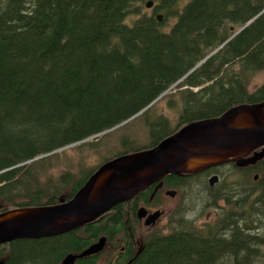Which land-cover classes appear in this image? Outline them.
<instances>
[{"label": "trees", "instance_id": "1", "mask_svg": "<svg viewBox=\"0 0 264 264\" xmlns=\"http://www.w3.org/2000/svg\"><path fill=\"white\" fill-rule=\"evenodd\" d=\"M146 1L0 0V212L71 198L110 157L153 147L183 125L234 105L264 100V82L249 91L252 78L264 71V0H152L147 12ZM167 89L166 106L177 107L175 124L153 111ZM139 112L147 142L138 146L121 136L120 149L109 146L113 130L127 131L123 122ZM75 143H93L106 154H96L90 167L79 157L54 159L56 150ZM241 169L248 177L259 173L249 182L254 190L235 187L237 195L230 189L227 197L205 190L207 205L224 198L227 206L217 209L213 225L196 228L178 220L167 235L144 233L139 252L124 264H234L242 250L217 253L226 240L224 225L235 241L247 237V254L264 264V159ZM181 179L170 175L163 182L178 187ZM243 182L248 185L245 177ZM156 184L81 228L0 245V264H60L101 235L128 228L135 234L134 227L140 232L136 209ZM253 223L259 229L254 240L244 232Z\"/></svg>", "mask_w": 264, "mask_h": 264}, {"label": "water", "instance_id": "2", "mask_svg": "<svg viewBox=\"0 0 264 264\" xmlns=\"http://www.w3.org/2000/svg\"><path fill=\"white\" fill-rule=\"evenodd\" d=\"M150 5L148 1L146 6ZM160 17L157 15L158 20ZM250 153L253 156L246 157ZM261 158L264 101L240 104L219 116L190 122L154 147L106 161L69 200L61 197L54 205L1 212L0 244L56 236L79 228L169 174H194L228 161L245 166ZM216 180V175L210 177L209 184ZM103 243L104 237L77 256L68 254L62 264H73L77 257L99 252Z\"/></svg>", "mask_w": 264, "mask_h": 264}, {"label": "rangeland", "instance_id": "3", "mask_svg": "<svg viewBox=\"0 0 264 264\" xmlns=\"http://www.w3.org/2000/svg\"><path fill=\"white\" fill-rule=\"evenodd\" d=\"M144 11L147 12L149 10L145 8ZM172 22H174L173 19L169 21V23H172ZM167 24L168 22L166 23V25H164V28H167L169 26ZM263 82H264V71H261L257 73L251 80V83L249 85V91L251 92L257 85L262 84ZM156 104H157V108L154 109L153 111L155 113H159V111L163 112L170 119V122L172 124H175L176 119H177V107L175 106H173L172 108L167 107L165 96H163L162 99L157 100L154 103V106ZM139 114L140 116L134 117L129 122H127V124H124L123 126H121L122 128H124L127 125H129V129L127 131L120 133L118 131L120 130L119 128H116L113 130L114 133H117V134L112 136V139L109 141V146L113 145L112 146L113 148L120 149L121 145H118V140L120 139L121 136H127L129 138H133L132 141L137 140L138 143H136V145L138 146L142 143L147 142L146 130H145L144 123L142 121L144 116H142V113H139ZM136 118H139V119L132 122ZM93 139L94 137H90L89 139H87L86 142L88 141L90 142V140H93ZM85 144L86 143L84 144L75 143V144L68 145L64 148L58 149L55 151L56 153L53 154V156L55 157L54 159L67 158V161H74L72 159H76L77 157H79L85 162L83 167H90L94 165L95 163H97L96 161L98 159V155L96 154H99L102 156H104V153L106 154V150L102 149L100 146L97 147L93 143H91L90 145L89 144L85 145ZM82 145H85V146H82ZM211 173L212 174L215 173L219 177L218 181L215 183V188H214L215 190H224V189L234 190V188L237 187L239 183L244 184L243 176L245 177L246 180H248V185L246 184L245 185L252 189V185L249 184L252 176L250 175L248 177L245 171L243 170H235L232 164L226 163L220 166H216L212 169ZM202 176H204L207 181V178L210 175L208 177L206 175H202ZM199 179L201 181L203 180V178L200 176L183 177L182 180L187 182L189 187L179 189L178 190L179 193L178 194L176 193V196L174 197H170L167 194H164V192H162L161 204L163 205L164 208H166L169 211V213L165 212L164 215L166 214L167 215L162 218V221H161L162 224L160 225V228H158L159 231L161 230L162 233L163 232L165 233L167 231V223L170 225V228H171V220H174V219L178 220L181 217L187 216L188 214H190L188 212L189 210L193 213L194 219L192 220V222L194 223L193 225L196 228L200 227L203 224V222L207 220L209 216H216L218 208L206 205V201H205L206 199L203 197L202 183L198 181ZM235 182H239V183H235ZM234 192L237 193L238 191L234 190ZM217 205L220 207L222 205L221 201ZM197 213H198V216H195ZM251 218H252L251 220H254L253 219L254 215L251 216ZM237 221L240 222V224L242 223V220L237 219ZM242 225L243 224H241V226ZM226 232L229 233L228 231ZM244 232H246L247 234V233H250L251 230H247ZM238 237L239 238L241 237L240 242H239V238H237V240L235 241L233 237L226 236L225 238L226 240H222L221 244L217 243L219 245L217 253L219 250L221 251L220 253H226L227 248L230 249L233 246H235V248H238L243 251L242 253L243 255H241L242 256L240 258L241 260H239L238 262L236 261L233 262L234 264H238L240 262L241 264H244V262H247L248 264H254V257H252L253 255L250 254L251 255L250 256L249 254H247V252L250 250L249 244L245 245L242 242L244 241L243 239H246L247 237L243 238L241 234ZM262 250L264 251V247L262 248ZM214 254L215 252L213 253V255ZM103 258H104V255L100 259H103ZM104 263L99 262V264H104Z\"/></svg>", "mask_w": 264, "mask_h": 264}, {"label": "flooded vegetation", "instance_id": "4", "mask_svg": "<svg viewBox=\"0 0 264 264\" xmlns=\"http://www.w3.org/2000/svg\"><path fill=\"white\" fill-rule=\"evenodd\" d=\"M180 187L185 188V187H187V185H181ZM175 189H177V188H175ZM166 191H167V189L163 188L162 186L159 187V190L155 192V193H159L158 194L159 196L157 197V200H159V201L156 202L155 204L153 203V200H156V198L153 199V196L155 194L150 195L147 201H145L143 198L139 201L138 205H140L141 207H143L145 209V213L142 216V218H138L137 213H135L137 221L139 223L138 229L140 230V232L137 233V229H136V227H134L136 230L135 234L133 232H131L130 228H128L126 231L122 230L116 234H113L111 237H109L108 235H105L106 240H105L104 249H107V252L101 251L98 254H94L91 256H85L83 258H77L74 261V264H83V262L85 260L90 261L91 264H99V262L100 263L107 262L108 264H124L125 262H129L139 252L140 247L143 244L144 232H146L147 230H153L154 228L159 227L162 224L161 223L162 218L167 215V214L164 215L165 212L169 213V211L166 208H164L163 205L160 203L161 194H162V192H164V194H166ZM220 193H221L220 194L221 197L222 196L227 197V195H226L227 189L221 190ZM231 196H233V195H231ZM65 199H69L68 196L65 197ZM220 201H221L222 205L219 207L216 203L215 208H220L221 212H225L227 210L225 199L219 198L218 203ZM153 213L157 214L156 220H155V225L153 227L144 225L145 219L149 218V216H151ZM189 213L191 215L189 214L188 216H190V219L193 220L194 219L193 213L191 211ZM195 216H198V213ZM210 217L211 216H209L207 218L206 222L209 225H212L213 219H210ZM212 217L217 218V213H216V216H212ZM221 218L224 219V221L226 220L224 216ZM234 219H236V217ZM206 226H208V225H202L200 227L206 228ZM222 229L224 231H226L225 230L226 225H224V227H222ZM249 229L251 230L250 235H252V240H254V223L252 224V226L249 227ZM222 235H223V238H226V236H233L234 234L223 232ZM96 240L97 239L93 240L92 242H94ZM131 248L135 252V254L133 256L131 255L132 254ZM103 255H105L104 258L100 259ZM65 256L66 255H64L63 258ZM0 263H1V261H0ZM60 264H61V262H60Z\"/></svg>", "mask_w": 264, "mask_h": 264}, {"label": "bare ground", "instance_id": "5", "mask_svg": "<svg viewBox=\"0 0 264 264\" xmlns=\"http://www.w3.org/2000/svg\"><path fill=\"white\" fill-rule=\"evenodd\" d=\"M136 5H138V4H136ZM139 6V5H138ZM130 35V34H129ZM149 109V108H148ZM143 115V114H142ZM139 116V115H138ZM118 127H120V126H118ZM131 130V129H130ZM109 132V131H108ZM2 173V172H1ZM249 190V189H248ZM235 191H237V190H235ZM149 192V191H148ZM230 192V191H229ZM248 193V192H247ZM210 194V193H209ZM227 194V193H226ZM229 194H231V193H229ZM228 194V195H229ZM233 194H235V193H233ZM245 194H246V192H245ZM232 195V194H231ZM239 196V195H238ZM141 198V197H140ZM231 198H232V196H231ZM137 199V198H136ZM131 201V200H130ZM229 201V200H228ZM231 201V200H230ZM204 202V201H203ZM230 203H232V202H230ZM127 205V204H126ZM131 206V205H130ZM3 212V211H2ZM188 212H190V211H188ZM229 214V213H228ZM133 216V215H132ZM228 216V215H227ZM130 217H131V215H130ZM223 217V216H222ZM224 217H225V215H224ZM189 218V217H188ZM242 218V217H241ZM191 220V219H190ZM239 220H241V219H239ZM137 221V220H136ZM188 221V220H187ZM178 222V221H177ZM191 222V221H190ZM181 224V223H180ZM191 224V223H190ZM262 224V223H261ZM110 226H112L111 225V223L109 224ZM117 225V224H116ZM185 225V224H184ZM238 227H240L241 228V224H240V222H238ZM80 228V227H79ZM249 228V227H248ZM109 229V228H108ZM255 229V228H254ZM117 230V229H116ZM248 230V229H247ZM246 230V231H247ZM259 230V229H258ZM258 230H254L255 232L254 233H257L258 232ZM226 231H228V230H226ZM229 232V231H228ZM113 233V232H112ZM230 233V232H229ZM113 235V234H112ZM182 235V234H181ZM157 236V235H156ZM262 239V238H261ZM149 242V241H148ZM82 247V246H81ZM85 249V248H84ZM83 249V250H84ZM255 253V252H254ZM126 255V254H125ZM255 255V254H254ZM91 256V255H90ZM124 259V258H123ZM127 259V258H126ZM111 260V259H110ZM117 260V259H116ZM118 261V260H117ZM217 261V260H216ZM114 262V261H113ZM218 262V261H217ZM244 263H246V262H244ZM248 264V263H247Z\"/></svg>", "mask_w": 264, "mask_h": 264}]
</instances>
